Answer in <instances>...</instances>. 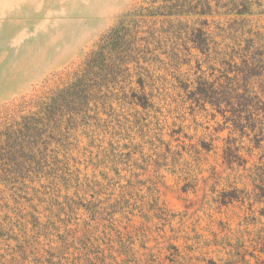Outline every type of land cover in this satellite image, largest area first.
Listing matches in <instances>:
<instances>
[{"label":"rangeland","instance_id":"rangeland-1","mask_svg":"<svg viewBox=\"0 0 264 264\" xmlns=\"http://www.w3.org/2000/svg\"><path fill=\"white\" fill-rule=\"evenodd\" d=\"M189 1L207 13L180 16L143 70L0 155V264H264V0ZM151 3L0 0L1 139ZM252 66L248 108L199 99V78L244 92Z\"/></svg>","mask_w":264,"mask_h":264},{"label":"trees","instance_id":"trees-1","mask_svg":"<svg viewBox=\"0 0 264 264\" xmlns=\"http://www.w3.org/2000/svg\"><path fill=\"white\" fill-rule=\"evenodd\" d=\"M156 2V0H152ZM188 3V5H186ZM139 6L128 14V18L120 21L116 26L104 34L91 50L85 59L70 72L62 82L61 87L44 91L37 97L36 105L39 107L34 115L22 116L21 122L6 126L7 131L0 137V155L4 158V152L12 150L22 144H31L32 139L29 133L38 134L39 130L49 123H60L65 116L79 113L82 108L85 112L90 109V103L97 98L106 96L110 92V87L118 83L120 77L129 75L131 66L141 71L144 67L141 62L156 59L154 51L159 49V45L168 38V34L173 33L182 23L179 18L189 13L206 14V8L198 7L197 3L192 4L187 0H163L162 4L154 6ZM246 11H239L243 13ZM164 17L158 19V17ZM174 16V17H173ZM173 17V18H172ZM161 22V26H157ZM202 25L206 24L205 20ZM167 25V26H165ZM188 39L193 47L201 52H208L210 48L208 33L203 27H190ZM174 61L178 58L175 50H172ZM255 70L253 66L249 68L244 79L250 77ZM139 85L144 88V81L141 76ZM224 83H212L207 79L199 78L197 94L199 99L208 101L211 105L221 107L236 106L237 109L248 108L251 102L257 97L247 94L246 82L242 85L244 92H240L231 77L227 76ZM138 102L146 99V93L135 95ZM15 125L18 127L14 128ZM34 131V132H33ZM1 134V133H0ZM25 147V146H24ZM229 164L230 161L227 160Z\"/></svg>","mask_w":264,"mask_h":264}]
</instances>
